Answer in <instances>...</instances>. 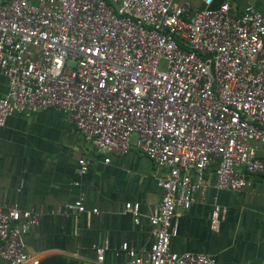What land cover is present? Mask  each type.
Returning a JSON list of instances; mask_svg holds the SVG:
<instances>
[{"label": "built area", "instance_id": "2783aa9c", "mask_svg": "<svg viewBox=\"0 0 264 264\" xmlns=\"http://www.w3.org/2000/svg\"><path fill=\"white\" fill-rule=\"evenodd\" d=\"M214 1L0 0V128L13 114L53 109L105 164L128 154L135 137L164 172L148 218L152 243L142 252L122 243L113 256L125 264H216L170 250L176 210L210 188L240 192L264 176V15L251 3L238 13ZM77 166L82 177L89 161ZM125 210L138 225L139 205ZM86 212L80 194L69 214ZM39 219L0 206V261L32 264L23 236ZM221 221L214 204L209 230L218 233ZM93 250L102 263L107 246Z\"/></svg>", "mask_w": 264, "mask_h": 264}, {"label": "crops", "instance_id": "0c3cea01", "mask_svg": "<svg viewBox=\"0 0 264 264\" xmlns=\"http://www.w3.org/2000/svg\"><path fill=\"white\" fill-rule=\"evenodd\" d=\"M181 1L203 7L200 0ZM223 1L238 13L251 3L264 15V0H215L213 7ZM6 92V80L0 75V97ZM81 158L89 161V168L79 177ZM109 158L105 164L67 118L53 109L30 116L13 114L0 128V206H17L40 216L38 225L23 236L32 264L52 255L69 264H125L123 256H113L122 243L138 252L148 250L152 243L148 218L160 202L157 179L164 172L136 150L132 138L128 154ZM80 194L88 212L75 217L69 214L70 205ZM126 204L139 205L138 225L126 212ZM214 204L222 211L218 233L208 228ZM93 209L97 213L92 214ZM174 222L172 252L204 254L216 264H264V176L251 178L250 186L240 192L210 188L201 202L188 210L177 209ZM100 245L107 246V252L97 263L93 247Z\"/></svg>", "mask_w": 264, "mask_h": 264}, {"label": "water", "instance_id": "95a60500", "mask_svg": "<svg viewBox=\"0 0 264 264\" xmlns=\"http://www.w3.org/2000/svg\"><path fill=\"white\" fill-rule=\"evenodd\" d=\"M36 264H69V261L59 255H52L43 258Z\"/></svg>", "mask_w": 264, "mask_h": 264}, {"label": "rangeland", "instance_id": "374dc122", "mask_svg": "<svg viewBox=\"0 0 264 264\" xmlns=\"http://www.w3.org/2000/svg\"><path fill=\"white\" fill-rule=\"evenodd\" d=\"M134 140V138L132 137V141Z\"/></svg>", "mask_w": 264, "mask_h": 264}]
</instances>
